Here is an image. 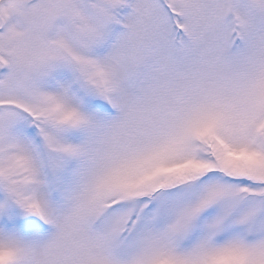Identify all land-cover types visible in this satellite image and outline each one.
Segmentation results:
<instances>
[{"label": "snow or ice", "instance_id": "6c2138e0", "mask_svg": "<svg viewBox=\"0 0 264 264\" xmlns=\"http://www.w3.org/2000/svg\"><path fill=\"white\" fill-rule=\"evenodd\" d=\"M0 264H264V0H0Z\"/></svg>", "mask_w": 264, "mask_h": 264}]
</instances>
